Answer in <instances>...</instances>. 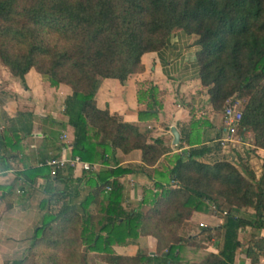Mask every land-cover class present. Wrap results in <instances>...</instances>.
<instances>
[{"label":"trees","instance_id":"trees-1","mask_svg":"<svg viewBox=\"0 0 264 264\" xmlns=\"http://www.w3.org/2000/svg\"><path fill=\"white\" fill-rule=\"evenodd\" d=\"M178 31L194 38L198 79L212 110L245 100L238 136L250 132L254 150H264V0H0L1 63L24 87L32 69L51 88L68 86L71 157L115 165L80 179L71 168L52 177L46 161L20 173L30 185L44 178L40 209L46 212L25 256L6 264H87L88 254L107 264H190L205 248L181 233L193 212L224 218L214 229L222 234L219 253H204L199 264H235L245 228L254 230L245 256L251 264L264 258V174L257 178L244 169V175L230 161L203 162L211 149L193 147L191 136L190 149L171 157L167 183L143 189L138 206H123L121 180L144 174L164 150L157 141L148 145L138 127L98 109L95 95L103 80L124 83L139 72L142 56L163 50ZM4 138L1 133L0 143ZM134 150L146 166L116 165L117 151ZM85 188L90 191L81 196ZM148 236L156 240L153 256L112 249Z\"/></svg>","mask_w":264,"mask_h":264},{"label":"crops","instance_id":"crops-1","mask_svg":"<svg viewBox=\"0 0 264 264\" xmlns=\"http://www.w3.org/2000/svg\"><path fill=\"white\" fill-rule=\"evenodd\" d=\"M193 41V37L175 32L163 50L142 56L139 72L124 83L115 79L103 80L95 95L98 109L108 111L123 123L138 127L146 135L148 145L157 141L164 150L163 155L151 166L143 163L140 150L127 154L116 152L114 159L117 166H146L144 174H130L121 180L126 185L124 207L138 206L142 190L152 188L153 183H167L171 157L190 149L186 144L189 136L196 143L193 147L208 144L206 138L212 130L214 115L206 89L198 79L195 59L198 49ZM24 83L25 87L9 73H4V78L0 79L4 92L0 93V124L7 123L6 127L0 125V134H5L8 139L6 141L4 138L0 143L1 264L23 258L30 247L34 230L41 224L46 212L40 209V203L45 198L44 178L38 177L30 185L19 176L20 173L36 168L48 159L70 157V145L74 139V131L64 115L65 101L71 96V89L65 85L51 88L34 69L25 75ZM173 127L180 136L177 146L173 145ZM14 133L17 139L13 137ZM256 155L264 165V150L257 149ZM207 156L202 159L203 162H208ZM92 165L96 166L94 171H84L80 166L72 169L73 179L115 167L114 164ZM62 171L65 175L66 169ZM69 186L73 188L74 185ZM89 191L85 188L81 196ZM223 222L224 218L215 212L190 214L187 219L188 231L182 230L181 233L195 237L205 248L198 257H190L188 263H201L204 253H219L222 234L214 229ZM209 228L214 231L203 232V229ZM244 234H249L246 242L243 241ZM252 234L254 230L251 228L240 231L238 239L242 247L236 252L235 264H251L243 251ZM260 236H264V231ZM156 247V240L148 236L129 239L126 244L115 245L112 249L118 255L133 257L153 256ZM257 264H264V258L261 257Z\"/></svg>","mask_w":264,"mask_h":264},{"label":"rangeland","instance_id":"rangeland-1","mask_svg":"<svg viewBox=\"0 0 264 264\" xmlns=\"http://www.w3.org/2000/svg\"><path fill=\"white\" fill-rule=\"evenodd\" d=\"M4 73L10 74L9 70L0 61V79L4 78ZM1 92H3V90L0 84V93ZM230 102H236L241 109H243V106L245 104V100L243 99L234 100V101L231 100ZM230 102L227 104H230ZM223 110L224 109H222L219 112L213 111L214 119H213L212 130L211 132H209L206 138V141L208 142L207 146L211 149V152L207 156L208 158L207 161L210 163H215L219 161H230L234 163L236 167L239 170H241L242 173H244V175H247V173L244 170L246 169L248 172L251 171V173H254L255 176L259 178L262 174H264V169H263L264 165L259 161V156L256 155L257 150H254V147L252 146L253 136L250 132L244 135V139H242L243 144L241 145V147L227 151L222 150L220 148L219 143L217 141L223 136V128H224ZM0 125H4L6 127L7 123L4 122V124L1 123ZM250 160H253V162L250 163L249 162ZM256 160H258V162L255 163L254 161ZM219 216L223 217V215H219ZM182 230L188 231V225H185ZM248 237L249 234H244L243 241L246 242ZM6 263H9V261L8 262L6 261L2 264H6ZM87 264H107V263L101 261L95 255L88 254Z\"/></svg>","mask_w":264,"mask_h":264},{"label":"built area","instance_id":"built-area-1","mask_svg":"<svg viewBox=\"0 0 264 264\" xmlns=\"http://www.w3.org/2000/svg\"><path fill=\"white\" fill-rule=\"evenodd\" d=\"M242 120V109L236 102L227 104L223 110L224 131L223 136L218 139L219 146L222 150H231L241 147L243 141L238 136L240 123ZM45 165L50 168V175L56 176L57 171L64 169H75L80 166L84 171H94L96 166L81 162L78 157H61L58 159L52 158L45 162ZM109 190V188H107Z\"/></svg>","mask_w":264,"mask_h":264},{"label":"water","instance_id":"water-1","mask_svg":"<svg viewBox=\"0 0 264 264\" xmlns=\"http://www.w3.org/2000/svg\"><path fill=\"white\" fill-rule=\"evenodd\" d=\"M171 134L173 136V145L177 146L179 144L180 136L174 127L171 129Z\"/></svg>","mask_w":264,"mask_h":264}]
</instances>
